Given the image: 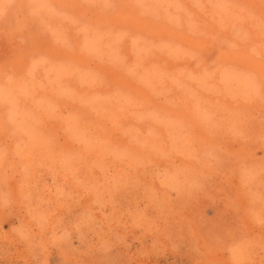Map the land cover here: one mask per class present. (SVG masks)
Here are the masks:
<instances>
[{"label":"rangeland","instance_id":"rangeland-1","mask_svg":"<svg viewBox=\"0 0 264 264\" xmlns=\"http://www.w3.org/2000/svg\"><path fill=\"white\" fill-rule=\"evenodd\" d=\"M19 1L12 0L0 14V75L17 71L24 60L34 55L45 57L47 63L58 60L50 50L53 42L48 32L40 26L43 23L35 21ZM205 1L204 10L213 15L216 0ZM226 1L231 10L258 23L264 32V0ZM116 3L110 1L112 7L89 5L88 11L79 13L76 9L70 10L71 7L66 8L64 3L61 7L71 12L74 26L83 23L99 30H117L123 34V39L136 35L156 43L171 40L170 44H178L183 52L176 60L183 63L182 67L187 66L188 60L198 62L194 69L206 68L214 74V80L227 70L249 73L251 67L242 54H258V58L264 60V44L256 42L259 36H234L232 42L202 20L188 25L191 37L188 40L165 38L157 30L152 35L145 34L130 21L127 8ZM74 31L80 32L77 29L70 32ZM61 48L60 59L70 68H76L69 73L77 71L70 76L74 79L70 84L74 86L71 101L78 108L71 106L61 111V107H56V114L79 117L87 128L83 144L87 151L84 154L75 152L74 158L71 153L47 151L35 173L29 202L42 219L48 222L49 214L59 211L58 203L66 207L55 219V231L50 233V252L42 248L39 236H34L25 219L18 216L12 195L0 179L3 229L28 244L30 264H139L136 257L145 258V264H211L207 263L205 248L215 253L220 247L230 249L234 245L246 246L247 252L255 257L252 264H264V76H259V92L249 101L250 105L235 101L233 107H227L225 100L218 98H226L221 85L214 87L212 100L203 101L196 93L187 89L177 91L172 82H166L160 91L150 90L153 101L145 99L144 106L133 107L130 102L121 109L126 119L122 117L117 124L126 130L124 133L120 129L128 142L114 144L112 131L98 120L120 109L104 104L95 107L99 101L93 96L123 101L129 89L106 70L91 66L80 68L70 61L67 57L75 52L70 44ZM225 49L230 51L228 56H224ZM146 65L162 67L161 63L150 60ZM80 75L86 80L80 79ZM138 98L133 95V102L140 103ZM197 101L207 106L215 117L214 122L204 119L207 140L200 138L180 114L173 115V111L162 108L164 105L177 111L182 105L190 106ZM84 107L87 111H80ZM138 107L153 108L156 116L129 117V112L139 110ZM130 120L134 121L131 125ZM151 124H155V128ZM47 131L43 130V134L48 138L49 147H62ZM173 152L180 153L178 155L185 161L179 159L172 165L167 159L173 157ZM54 154L68 157L66 170L70 168L74 172L70 183L62 181L55 168L46 172L52 164L50 156ZM102 155L107 161L101 160ZM162 160L166 162L163 164ZM172 174L176 181L168 178ZM152 178L165 181L162 187L166 195L155 190L150 182ZM238 183L249 199L245 210L239 205ZM48 187L53 189L58 202L50 201L52 199L45 195L44 189ZM82 189L96 192L98 200H92L93 209L81 204ZM246 212L249 223L260 232L252 233L244 225ZM125 221L128 225L141 222L149 227V232L143 226L127 228ZM9 252L0 242V264H26L24 258L10 256Z\"/></svg>","mask_w":264,"mask_h":264},{"label":"bare ground","instance_id":"bare-ground-1","mask_svg":"<svg viewBox=\"0 0 264 264\" xmlns=\"http://www.w3.org/2000/svg\"><path fill=\"white\" fill-rule=\"evenodd\" d=\"M11 1L0 0V14ZM110 1L117 2L118 6L127 8L126 13L129 14L130 21L136 28L138 27V31L145 34L151 33L152 35L157 30L159 31L158 34L165 38L188 40L191 38L188 35V25L202 20L210 24V29L214 27L217 32L222 34V37L230 38L232 42H234V36L246 38L252 34L261 38L256 42L264 44V38H262L264 32L261 26L254 23L250 18H243L242 14L237 13L238 11L231 10L226 0L215 1L212 8L215 15H212L209 10H204L203 3H206L205 0H20L19 3L21 2L24 7L23 10L34 16L35 21L43 23L40 26L48 32L51 42H53L50 50L55 55L54 57L58 56V60L47 63L48 60L45 57L40 58V56L34 55L18 66L17 71H14L17 75L14 72L0 75V142L3 141L1 145L5 146H0V179L3 180L6 185L5 188L12 195L16 213L25 219L34 233L33 235L39 236L42 248L48 252L51 249L50 233L56 228L55 219L64 213L66 207L64 203H58L59 211L50 213L48 222L42 219V215L29 202V190L31 184L34 183L35 173L41 167V161L47 155V151L71 153L72 158H74L75 152L76 154H84L87 151L86 147H83L86 141L87 128L80 122L79 117L56 114V107H61V111H65L71 106L73 109L78 108L71 101V98H74L72 94L74 86L70 84L74 80L70 76L76 75L77 71L69 73V70L73 71L76 68H70L68 63L60 59L62 55L59 54L62 51L61 46L70 44L72 50L75 49V52L72 51V54L67 58L75 62L80 68L91 66L106 70L117 82H122L129 91L133 92L128 91L127 94H124L125 100L123 101L93 96L94 100L99 101L95 107L104 104L105 107L110 105L120 109L115 114L108 112L106 118L98 120V122L102 121L112 131L114 144L128 142L127 138L123 136V131L126 133V130L117 124L122 117L123 120L126 119L121 109L126 108L130 102L133 107L138 104L143 105L145 99L153 101L150 90L154 88L160 91L166 82H172L171 84L177 91L183 92L187 89L193 94L196 93V97L203 101L212 100L215 97L213 94L215 92L214 87L221 85V88L225 90L226 98H220L221 96L218 98L222 101L225 100L227 107H233L235 101L244 106L250 105L249 101L259 92L261 83L259 76H264V60L258 58V54H242L251 67V71L255 74L251 71L245 73L244 70L239 72L227 70L220 73L217 80H214L212 79L214 74L206 68L201 70L196 67L194 69L195 63L198 65V62L188 60L187 66L182 67L183 63L176 60L182 57L183 52H180L181 48L178 47V44H170L171 40L156 43L136 35L131 39H123V34H119L117 30H99L83 23L74 26L72 23L75 20L71 17V12L68 9V11L63 10L61 7L64 3L67 5L66 8L71 7L70 10L73 8L79 13L88 11L89 5L112 7L109 5ZM94 11L95 9L92 12ZM76 29L80 32H70ZM192 41L194 42V40ZM224 53V56H228L230 51L225 49ZM149 60L150 62L161 63L162 67L151 68L150 65L147 66L146 63ZM78 77L86 80L83 75ZM133 95L139 97L140 103L133 102ZM237 96L243 100H238L239 97ZM182 97L185 96L182 95ZM124 102H126L125 106ZM156 104L158 105V103ZM182 106L183 108H179L177 111L174 110V107L169 109L163 105L162 108L171 111V113L173 111V115L174 113L180 114L190 122L199 137L205 138L206 125L204 119L214 122L215 117L210 113L207 106L198 101L190 106L187 104ZM147 107H138L139 110L135 109L133 113L130 111L129 117L136 119H143L145 116L155 117L157 111L153 108L148 110ZM107 109L109 110V108ZM80 111H87V108L84 107ZM128 122L129 125L134 123L132 120ZM151 126L155 128V124H151ZM120 129L123 131L121 132ZM43 130H49L47 132H51L54 140L62 147L51 149ZM160 130L165 134L163 129ZM178 154L180 153H174L173 157L167 161L172 165L175 164L179 159H182ZM50 158L52 164L48 169H45L46 172L48 173L49 169L55 168L61 176V180L70 183L74 172L70 168L66 170L68 157L54 154ZM101 160L107 161V157L102 155ZM182 160L185 161V159ZM165 162L166 160L163 161V164ZM6 166L9 168L7 169ZM167 167L169 166L167 165ZM115 168H117L116 165ZM70 170L73 172L72 175ZM173 175L171 177L169 175L168 178L176 181ZM150 182L155 190L164 193L165 187H162V184L165 183L164 180L158 182L152 178ZM72 185L76 186L75 183ZM245 186L248 185L245 183ZM242 189L241 184L237 185L240 195L239 205L245 210L249 199L242 192ZM82 190L81 204L93 209L91 202L96 198V192L94 193L90 189ZM44 192L48 198L52 199L50 201L53 199L59 201L54 196L55 193L52 188H45ZM0 198L3 199L1 191ZM2 211L0 207V215ZM247 217L248 214L247 216L244 214V225L247 226L248 230L252 233L260 232L255 229L253 224L249 223ZM124 225L132 229L143 226L149 232V227L147 228L141 222L128 225L125 221ZM0 242L7 246L10 256L24 258V262L30 264L31 256L28 244H24L23 240L12 232L5 231L1 219ZM210 251L209 248H205L204 254H208L207 263L211 264H252L255 258L247 252L246 246L243 245H234L230 249L223 246L217 249L215 253ZM135 260L139 264L146 262L145 258L136 257Z\"/></svg>","mask_w":264,"mask_h":264}]
</instances>
